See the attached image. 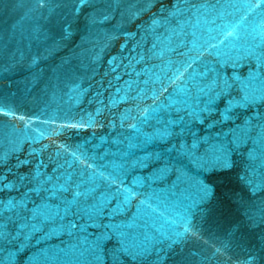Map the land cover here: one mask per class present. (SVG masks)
I'll return each mask as SVG.
<instances>
[{"label":"water","instance_id":"water-1","mask_svg":"<svg viewBox=\"0 0 264 264\" xmlns=\"http://www.w3.org/2000/svg\"><path fill=\"white\" fill-rule=\"evenodd\" d=\"M0 264H264V0H0Z\"/></svg>","mask_w":264,"mask_h":264}]
</instances>
